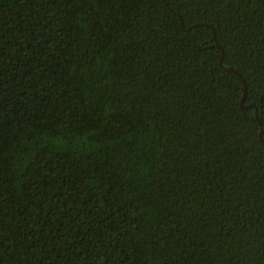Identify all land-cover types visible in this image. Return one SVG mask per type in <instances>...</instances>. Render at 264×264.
Returning a JSON list of instances; mask_svg holds the SVG:
<instances>
[{
	"label": "trees",
	"instance_id": "16d2710c",
	"mask_svg": "<svg viewBox=\"0 0 264 264\" xmlns=\"http://www.w3.org/2000/svg\"><path fill=\"white\" fill-rule=\"evenodd\" d=\"M0 264H264V0H0Z\"/></svg>",
	"mask_w": 264,
	"mask_h": 264
},
{
	"label": "water",
	"instance_id": "95a60500",
	"mask_svg": "<svg viewBox=\"0 0 264 264\" xmlns=\"http://www.w3.org/2000/svg\"><path fill=\"white\" fill-rule=\"evenodd\" d=\"M182 20V19H181ZM182 26L185 28V25H184V23L182 22ZM245 99V98H244ZM244 101V100H243ZM244 103V102H243ZM256 115H257V117H258V119H259V112H258V110L256 111Z\"/></svg>",
	"mask_w": 264,
	"mask_h": 264
}]
</instances>
